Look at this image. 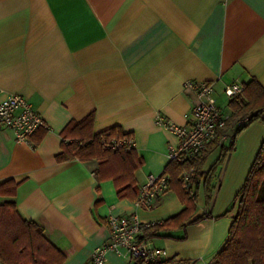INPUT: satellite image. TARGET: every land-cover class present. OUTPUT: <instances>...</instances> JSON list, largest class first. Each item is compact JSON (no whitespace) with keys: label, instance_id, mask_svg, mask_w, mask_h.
I'll use <instances>...</instances> for the list:
<instances>
[{"label":"crops","instance_id":"1","mask_svg":"<svg viewBox=\"0 0 264 264\" xmlns=\"http://www.w3.org/2000/svg\"><path fill=\"white\" fill-rule=\"evenodd\" d=\"M253 78L264 86V0H0V96L23 94L46 124L35 145L0 129V183L20 182L0 204L13 200L23 218L40 224L64 264H89L109 240V216L135 215L148 226L183 205L168 189L150 209L139 208L135 192L121 198L112 178L97 175L96 160L57 161L64 127L93 113V133L113 126L130 133L143 159L133 174L137 193L149 175L164 171L178 144L166 123L192 119L197 100L187 82H213L229 117L224 87ZM262 121L236 136L212 179V200L198 189L190 221L206 219L147 239L166 251L162 261L210 264L221 249L232 218L220 215L264 141ZM220 158L218 147L202 170ZM138 263L112 252L104 262Z\"/></svg>","mask_w":264,"mask_h":264},{"label":"trees","instance_id":"2","mask_svg":"<svg viewBox=\"0 0 264 264\" xmlns=\"http://www.w3.org/2000/svg\"><path fill=\"white\" fill-rule=\"evenodd\" d=\"M241 95L229 99L231 114L226 126L219 134L233 131V136L221 144L216 141L199 157L178 163L170 160L162 173L170 178L169 190L179 198L183 208L161 223H153L144 229L142 239L162 237V232L185 229L187 224L206 219L202 214L191 220L196 211L195 198L202 185L207 201L212 200L216 186L212 179L222 160L234 150L236 136L255 120H264V86L251 79L243 84ZM246 118L244 124L237 125L239 119ZM94 114L90 113L80 120H71L61 131L63 138L61 151L56 159L59 162L77 159L80 161L96 160L97 175L112 178L117 194L123 198L129 190L138 192L134 187V172L143 164L134 147L125 145L117 149L105 148L102 138L106 140L121 139L131 136L124 133L119 126L93 133ZM43 134L37 131L32 137L35 145ZM229 141L227 144L226 142ZM220 148V156L207 171L202 166L215 148ZM190 173V185L193 195H189L181 179L185 171ZM20 182L8 179L0 183V196L13 198ZM139 191V190H138ZM231 215L227 239L210 264H264V141L260 144L255 158L247 172L244 182L234 195L230 206L220 215ZM65 255L44 235L43 227L34 220L22 217L13 200L0 204V264H64ZM138 264H143L139 261ZM156 264H188L186 261H160Z\"/></svg>","mask_w":264,"mask_h":264},{"label":"built area","instance_id":"3","mask_svg":"<svg viewBox=\"0 0 264 264\" xmlns=\"http://www.w3.org/2000/svg\"><path fill=\"white\" fill-rule=\"evenodd\" d=\"M186 88L191 89L196 97V104L192 110V119L185 125L166 123V127L179 139L178 144L170 149L169 159L178 163L202 155L213 142L221 144L228 138V132L219 134L220 129L226 126V116L217 104L214 96L213 82H187ZM244 86L240 82H232L223 89L224 96L229 100L243 93ZM246 118L239 119L237 125L244 124ZM157 123H162L160 117ZM46 127L40 113L33 107L26 96L20 93H10L0 96V129H9L18 143L32 144L33 135L41 128ZM105 148L117 149L125 145L133 147L132 137H123L119 140L102 138ZM181 174L184 187L189 195H193L190 185V173ZM170 178L161 173L158 176L149 175L147 181L139 188L135 204L139 208L150 209L155 200L169 189ZM109 240L97 246L89 264H104L109 252L130 259L141 261L143 264H156L167 257L164 249L153 247L150 241L142 239L147 224L142 223L135 215L130 217L109 216Z\"/></svg>","mask_w":264,"mask_h":264},{"label":"rangeland","instance_id":"4","mask_svg":"<svg viewBox=\"0 0 264 264\" xmlns=\"http://www.w3.org/2000/svg\"><path fill=\"white\" fill-rule=\"evenodd\" d=\"M261 121H262V120H261ZM262 122H264V121H262ZM228 142H229V141H227L226 144H227Z\"/></svg>","mask_w":264,"mask_h":264},{"label":"water","instance_id":"5","mask_svg":"<svg viewBox=\"0 0 264 264\" xmlns=\"http://www.w3.org/2000/svg\"><path fill=\"white\" fill-rule=\"evenodd\" d=\"M228 158H229V155H228V157H227V160H228Z\"/></svg>","mask_w":264,"mask_h":264}]
</instances>
